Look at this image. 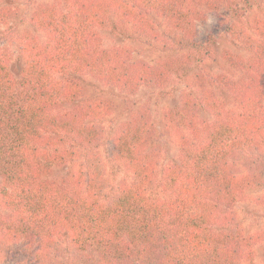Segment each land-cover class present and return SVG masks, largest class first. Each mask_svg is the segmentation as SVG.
<instances>
[{"label": "trees", "instance_id": "obj_1", "mask_svg": "<svg viewBox=\"0 0 264 264\" xmlns=\"http://www.w3.org/2000/svg\"><path fill=\"white\" fill-rule=\"evenodd\" d=\"M14 2L15 0H0V24H6L10 20L13 12L9 11L5 15L4 9H12ZM111 3L130 4L136 8L138 15L145 17H133L132 21H136L133 23L140 32L155 33L153 23L142 12L144 9L163 16L171 28L181 32L179 33L184 37L183 41L188 43L191 50L184 55L186 62L191 61L195 55L199 60H203L205 56L214 57L210 47L213 36L208 35V43L202 44L195 38L196 33H190L193 32L194 19L201 18L206 10L217 9L225 3L228 8L236 9L229 0H54L52 3L37 6L31 21L47 38L43 42V49L35 55L51 50V55L44 56V63L51 64L52 68H56L60 61L66 62L59 63L54 77H49L45 82L41 81V77L46 76L45 69L40 67L37 70L39 62H34L31 55L26 58L24 47V63L18 76L13 72L10 63L6 71L0 63V197L2 205L9 210V214H0V263L9 260L13 264H239L241 248L250 247L251 238L242 236L236 224H212V229L222 235L214 238L211 250L185 255L184 244L188 237L180 235L181 228L203 229L191 234L197 243L210 238L207 228L204 227L210 223L208 216L203 212L191 214L192 205H188L187 214L178 211L174 216L169 214L168 219L164 220L161 214L163 206L149 212L139 206L128 205L127 198H122L120 204L124 215L116 226L113 238L109 239L99 231H89L79 224L82 216H75L74 223L75 209H65L63 222L58 226L55 217L61 216V212L57 208V202H51L52 212L49 213L47 209L50 205L45 203V197L39 190L33 192L31 188L21 187L19 192L14 193L15 199H8V189L13 182L23 183L17 172L22 171L20 165L24 161L22 157L16 159L12 149L24 143L25 132L40 138L41 128L49 136L43 147L48 148L51 140L55 139L56 145L51 148V152L57 154L51 159L44 157L37 161L41 165V171L45 175L59 176L62 186L63 182L74 175L71 166L79 151L85 158L82 166L86 169L81 175L85 177L86 183L90 180L87 168L94 162L87 157L92 147H96L101 139L102 127L99 123L106 115V108L100 101L86 100L83 96L84 85H87V81L83 82L85 76L95 77L107 84L131 91L141 85L162 86L166 83L169 70L159 66L155 68L144 62L130 61V58L122 59L117 47L104 46L100 29L110 22L108 12L115 9L104 7L102 11L107 19H99V26L93 30L94 25L88 15L92 6ZM127 14L128 10H125L122 15ZM91 15L97 17L100 13L92 11ZM120 19L123 24L129 22L122 17ZM224 31L232 32L250 55L244 57L233 52H224L223 57L234 70V76L227 72L216 75L208 73L211 80L208 82V89H213L204 90L201 96L206 99L205 93L207 96H216L218 93L224 101H232L236 108L244 107L245 98L251 100L254 96L256 104H259V98L264 97V31L252 36L232 23L225 26ZM215 38L216 36L213 39ZM35 39L29 38L33 41ZM29 47L35 48L36 44L31 43ZM124 51L127 53L125 49ZM9 73L16 83L14 91H10L11 82H5ZM49 84L52 86L51 91L48 90ZM38 97H46L47 107L55 109V113L46 118V123L45 118L40 115L45 105L37 107L34 103H29L35 102ZM189 98H192L190 93L182 97L183 110L177 108L170 112L179 117L180 127L185 126L186 122L187 126L192 125V121L189 122L190 118L188 119L189 111L192 113L195 108H206L209 112V107H212L211 104L206 106L200 99L190 101ZM25 104H28L27 109ZM237 115L245 117L242 121L244 127L240 128L244 139L234 144L229 151L213 153L212 163L203 171H197L193 177L196 182L202 175L207 182L224 176L223 190L226 194L230 193L232 187L226 177L235 173V170L232 166L225 173L222 163L227 164L233 154L244 152L249 145V150H259L253 131L258 134L264 129V123L257 124L254 130L247 127L248 122L254 118L253 111L237 112ZM149 119L148 113L140 110L119 128L113 140V155L117 160L131 163L136 159V146L142 143L148 145L152 132ZM233 131L232 127L225 124L209 132V148L229 139ZM260 142H264V136H261ZM61 147L64 154H61ZM147 151L150 152L148 148ZM207 159L208 155L202 151L199 160ZM178 163L177 160L173 162ZM135 175L140 177L142 170L137 169ZM260 178L264 176L253 177L256 183L263 181ZM174 183L172 177L167 178L168 187ZM242 183L249 181L245 179ZM209 199L214 201L212 207L220 208L221 211H227L235 203L234 197L229 195L222 200L219 193ZM136 211L142 213L140 220L129 222L128 215ZM34 217H39V220L33 219ZM87 218L89 224H94L91 216ZM73 232L76 234L72 235ZM121 237L125 242H121ZM63 242L67 244L64 245ZM229 245L230 254L222 255L220 248H228ZM56 257L61 260H55Z\"/></svg>", "mask_w": 264, "mask_h": 264}, {"label": "clouds", "instance_id": "obj_2", "mask_svg": "<svg viewBox=\"0 0 264 264\" xmlns=\"http://www.w3.org/2000/svg\"><path fill=\"white\" fill-rule=\"evenodd\" d=\"M21 7H24L21 5ZM72 7V6H70ZM78 7V6H76ZM104 7H110L117 12V22L119 23L122 17L125 21L137 19H144L142 14L138 15L137 9L130 4L125 3H111L93 5L91 11L88 13L90 22L94 25L93 30L97 28L99 19H107L106 14L103 13ZM17 9L5 8V15L9 11H16ZM125 10H128L127 15H122ZM92 11L99 12L100 15L93 17ZM136 22V21H133ZM264 26V21H261ZM127 27V24L124 25ZM130 30V29H129ZM9 37V43L0 49V63L3 64L5 71L9 63L15 58L16 45L23 44L25 48V57L31 59L37 64V70L43 67L46 76L41 77V81L45 82L49 77H54L56 68L60 61L56 64V68H52L51 64L44 63V56L51 55V50L41 55H35L36 52L43 49V42L39 38L33 40H24L18 36L15 31L6 32ZM35 43L36 47L31 48L29 45ZM120 51V57L130 58L132 55L133 45L125 41L123 45L116 46ZM128 49L125 53L124 49ZM55 63V62H52ZM31 66V65H30ZM5 82H11L10 91L16 89L14 78L9 73L5 78ZM33 83L35 81L33 80ZM39 87V85H37ZM51 84L48 85V90L51 91ZM206 99L202 97L189 98L190 101L200 99L206 106L209 104V112L212 113L211 118L201 120L199 116L190 115L192 125L176 127L174 124L169 125L170 137L167 141L168 151L171 157L177 160L178 164H173L172 159H168L165 155V144L163 140L152 147V150L147 151L146 144H139L134 149L136 159L129 163L126 160L109 161L105 159L100 149H94L88 153V159L94 163L90 168H87L90 180L86 183L85 177L81 175L86 169L83 165L84 157L77 151L74 158L75 163L72 165L74 175L63 182L61 186V179L56 175H45L41 171V165L37 163L40 158L51 159L56 153L51 152V148L56 145V140L52 139L49 147L44 148L45 141L49 139L48 133L39 129L41 137L29 135L25 132V141L20 147H13L12 152L16 154L15 158H23V163L20 165L22 171L17 174L21 177L23 183L17 184L13 182L12 187H9L8 199H15L14 193L19 192L21 187L31 188L33 192L41 191L45 197V203L49 204L47 211L52 212L51 202H57V208L61 212V216L55 217L58 221V226L63 222V212L65 209H75L73 222L75 223V216H82L79 224H82L89 231H99V233L109 239L113 238V233L116 230L117 224L121 221L124 215V209L121 207L120 200L127 198L128 205L133 207L139 206L151 212L153 208H162V216L167 220L170 215H175L178 211L187 214L188 205H192L191 214L203 212L208 216L210 223L204 227L208 230L209 240L200 241L197 243L192 239L193 232H201L203 229H183L181 228L180 235L187 236L188 240L184 244L185 255H192L194 252L202 253L205 249L209 251L212 248L214 238L221 236L222 233L215 232L212 224H233L241 221L245 217V212L242 210V205H248L249 208L260 209L264 206V186L257 187L255 183H251L255 169L251 171L241 168L240 171L231 175H227V180L231 182L230 193L226 194L223 190V182L225 177L221 176L207 182L201 175L199 181L194 182L193 177L197 171H203L210 163H212V154H219L221 150L229 151L233 145L244 139L240 134V128L244 127L242 121L244 116H238L237 112L247 113L253 111L254 118L248 122L247 127L255 129L259 123H264V97L259 98L260 103L256 104V97L249 100L245 98V104L242 108H236L230 103H226L219 95L207 96ZM34 103L35 106L45 105L43 113L40 115L46 118L55 113V109L47 107V98H37ZM147 104V102H145ZM255 105V108H253ZM28 108V104H25ZM218 113V115H217ZM154 113H149V117ZM151 124V119H149ZM229 125L234 129L229 139L224 140L223 143H218L209 148V132H213L220 125ZM155 131V129H153ZM256 142L259 143L260 152L264 153V142H260L261 136H264V129L260 133H255ZM35 146V151L33 147ZM251 145L244 149V156L248 159H255V153H250ZM202 151L208 155V159L204 161L199 160ZM61 154H64L63 147H61ZM219 162V161H218ZM119 164L117 169L115 164ZM222 170L227 173L228 168L232 167L231 161L227 164L222 163ZM236 167H240L239 162ZM137 169L142 170V175L137 177L135 172ZM51 171V170H50ZM172 177L175 183L168 187L166 184L167 178ZM249 183H242L244 180ZM264 180V178H260ZM242 185V186H238ZM189 193H192L190 196ZM219 193L220 199H227L228 196L235 198V203L227 211H221L220 208H213V200L209 197H215ZM193 196L195 199H193ZM22 212V210H21ZM43 215V213H41ZM142 213L136 211L128 215L129 222L139 221ZM88 216L94 220V224H89ZM234 217V218H233ZM33 219L39 220V217ZM78 224V227H79ZM245 229H248L247 236L251 238L250 247L241 248L239 264H264V256L257 254V249L260 245H264V222H261L260 227H255L254 217L249 216L239 223L237 230L243 236ZM78 230V228H77ZM76 233L73 232L72 235ZM121 242H125L123 237ZM179 247V244L177 245ZM231 245L228 248L221 247V254H230Z\"/></svg>", "mask_w": 264, "mask_h": 264}, {"label": "rangeland", "instance_id": "obj_3", "mask_svg": "<svg viewBox=\"0 0 264 264\" xmlns=\"http://www.w3.org/2000/svg\"><path fill=\"white\" fill-rule=\"evenodd\" d=\"M53 1L15 0L12 4V9L17 10L12 11L13 14L8 23L0 24V49H3L9 43V37L5 33L12 31H15L24 40L35 37L44 42L47 35L33 25L31 17L39 4L52 3ZM229 1L231 6L236 8L235 10L228 8L225 3L217 9L206 10L202 13L201 18L197 17L194 19L192 25L193 32L191 31L190 33H196L195 38L199 42L206 44L208 43V35L213 36V38L216 36L215 39H211L210 43L214 57L205 56L203 60H199L195 55L189 62H186L184 58L186 52H190L191 50L188 43L183 41L184 37L181 36V32L171 28L163 16L150 10L144 9L142 11L153 23V32L155 33L152 34L138 31L132 20L125 22L127 24V27H125V24L120 22L121 19L119 23L117 22L116 10L108 12L110 22L100 29L104 46L106 48L111 46L116 47L128 41L129 44L133 45L130 61L144 62L155 68H158V66L163 67L169 70V77L162 86L141 85L136 90L131 91L124 89V87L107 84L95 77L85 76L83 82L87 81V85H84L83 96L86 100L100 101L106 108V115L99 123L102 127L101 139L98 140L96 147H92L90 152L94 149H100L105 159L112 162L117 161L113 155V140L116 132L137 111L145 110L148 115L149 113H154L151 118L149 117L151 119L152 132L147 148L151 151L154 145L159 144L163 140L166 157L172 159L173 162L176 161L169 154L167 141L170 137L169 125L174 124L176 127H180L181 121L178 116L173 113L170 114V112L175 111L177 108L181 109L183 103L182 97L185 94L190 93L192 97H202L201 94L204 90L213 89V87L208 89V82L211 81L208 73L210 75H216L219 72H227L229 75L234 74V70L223 57L224 52H233L244 57L250 55L247 50H244L240 41L236 40L232 32L224 31V27L232 23L252 36L255 33L264 31V26L261 23V21H264L263 0ZM1 5L3 4L1 3ZM21 5L24 7H21ZM23 47V44L16 45L15 58L10 62V66L16 76H18L24 63ZM125 50L128 52L127 48ZM225 102L233 104L228 99ZM187 114L189 116H199L201 120L211 118V113L206 108H195L192 113L189 111ZM249 152L255 153L256 158L248 159L244 156V152L235 153L231 157V164L235 172L240 171L241 168L248 169L249 171L254 168L255 172L253 173L251 182L255 183L257 187L264 186V180L256 183L253 179V177L264 176V153H261L260 149L249 150ZM238 162L239 168L236 167ZM115 167L119 169L120 165L117 163ZM241 207L246 215L241 221H237L236 225L238 226L244 219L251 216L255 219V227L259 228L261 222H264V206L260 209L249 208L248 205H242ZM0 214H9V210L2 205L1 197ZM247 233L248 229H245V235ZM63 243L64 245L67 244ZM257 254L264 256V245L258 247ZM55 260H61V258L56 257ZM0 264L13 263L8 260Z\"/></svg>", "mask_w": 264, "mask_h": 264}]
</instances>
